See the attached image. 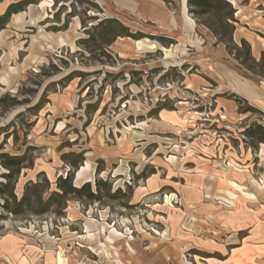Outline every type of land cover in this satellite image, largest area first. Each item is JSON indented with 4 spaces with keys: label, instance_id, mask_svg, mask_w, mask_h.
Here are the masks:
<instances>
[{
    "label": "rangeland",
    "instance_id": "374dc122",
    "mask_svg": "<svg viewBox=\"0 0 264 264\" xmlns=\"http://www.w3.org/2000/svg\"><path fill=\"white\" fill-rule=\"evenodd\" d=\"M240 5L234 43L264 58V0ZM107 18L145 37L79 44ZM263 73L216 44L186 0H42L12 16L0 99L28 103L0 105V155L25 157L17 197L39 182L47 198L73 172L67 155L83 158L73 186L101 183L99 201L0 210V264H264V144L242 136L264 125Z\"/></svg>",
    "mask_w": 264,
    "mask_h": 264
},
{
    "label": "trees",
    "instance_id": "16d2710c",
    "mask_svg": "<svg viewBox=\"0 0 264 264\" xmlns=\"http://www.w3.org/2000/svg\"><path fill=\"white\" fill-rule=\"evenodd\" d=\"M42 0H19L17 2L7 3L6 0H0V4H5L0 12V31L4 30L9 23L12 16L21 13L25 7L33 4H38ZM82 2V1H80ZM89 3L88 1H83ZM56 3V2H55ZM188 14L197 22L198 25L206 28L212 37L215 39L216 44L222 45L229 55H232L234 60L240 61L241 66H246L249 63L251 66L264 64V58L261 57L256 61L251 56L250 45L244 41H240V46L234 43L233 36L238 23L235 18V9L229 0H186ZM67 16L75 17L73 12ZM94 19V18H93ZM67 25L64 24L56 31L66 30ZM86 40H80L79 44L93 45L97 44L98 48L105 49L111 46L117 38H131L140 40L145 37L142 33H132L114 18H107L101 20L97 25L90 28L87 33ZM153 39H164L162 37H151ZM239 49H244L246 58L242 60L240 57ZM78 73L72 72L65 78L58 81L59 84L69 82L76 78ZM79 75V74H78ZM261 75H264L261 74ZM65 87V86H64ZM48 86L45 88L47 90ZM43 91L41 98L44 96ZM40 98V99H41ZM9 105L5 107H13L16 105L27 104L28 102L19 103L15 99H0V105L7 102ZM40 101L35 105L38 107ZM242 136L250 141L264 144V125L252 124L245 127L242 131ZM67 164L73 169L69 170L66 175L59 176L55 180V191L51 192L47 198H43V187L41 183L28 182L23 188L20 197L15 193V185L21 170L24 168V156H8L7 154L0 155V163L7 171L2 174L3 182H0V210L8 213L14 217L23 216L26 214L42 215L51 212L52 207L60 208L62 203L67 201L70 196L81 200L99 201L98 192L100 191V183H95V190L93 191L90 183H84L81 186H73L74 172L78 170L83 161L82 156H75L73 160L67 155L65 157ZM48 183L46 180L44 181ZM121 191L117 189L114 195L120 194ZM2 218V217H0Z\"/></svg>",
    "mask_w": 264,
    "mask_h": 264
},
{
    "label": "crops",
    "instance_id": "0c3cea01",
    "mask_svg": "<svg viewBox=\"0 0 264 264\" xmlns=\"http://www.w3.org/2000/svg\"><path fill=\"white\" fill-rule=\"evenodd\" d=\"M235 2H236V4H237V8H235V11H236V13H235V18H236V20H237V22H239L241 25H243V22H242V19H244L245 17H246V14L248 13V11L246 10V8L245 7H242L240 4H241V1H245V0H234ZM246 1H248V2H256V1H259V0H246ZM232 5V4H231ZM238 24V23H237ZM237 24H236V26H237ZM195 26V25H194ZM237 31H238V28L236 27V30H235V33H234V36H235V34L237 33ZM240 40H244V41H246V39L245 38H240ZM251 47L252 48H254V45L253 44H251ZM253 58H259V57H261V53H260V51H254V54H253V56H252Z\"/></svg>",
    "mask_w": 264,
    "mask_h": 264
},
{
    "label": "bare ground",
    "instance_id": "6f19581e",
    "mask_svg": "<svg viewBox=\"0 0 264 264\" xmlns=\"http://www.w3.org/2000/svg\"><path fill=\"white\" fill-rule=\"evenodd\" d=\"M1 32V31H0ZM25 66V65H24ZM25 68V67H24ZM263 151V150H262Z\"/></svg>",
    "mask_w": 264,
    "mask_h": 264
}]
</instances>
